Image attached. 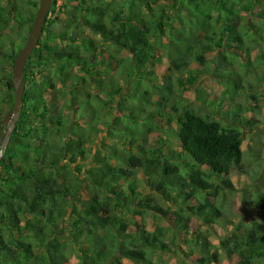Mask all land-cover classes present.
<instances>
[{
  "label": "trees",
  "instance_id": "trees-1",
  "mask_svg": "<svg viewBox=\"0 0 264 264\" xmlns=\"http://www.w3.org/2000/svg\"><path fill=\"white\" fill-rule=\"evenodd\" d=\"M40 1L0 0V26L21 28L19 41L0 33V118L14 107L12 70L27 43ZM139 1L149 10L148 18L140 9L135 11L132 3L128 12H122L124 4L117 0L96 4L79 0L61 31L52 29L59 0L53 1L41 39L26 64L21 117L0 160V264H67L66 246L56 242V225L66 223L67 237L81 254L78 264H122L121 259L112 260L118 254L132 264H169L153 259L173 249L164 226L158 225L153 232L146 228L148 215L169 218L179 234L190 238L185 239L190 254L200 256L195 264H219L224 259L232 264H264V217L239 226L236 233L214 244V225L223 213L209 198L224 187L235 190L232 175L244 173L241 126L260 123L248 115L261 110L259 106L250 109L231 102L224 110L223 104L228 94L247 91L243 76L230 68L235 64L249 67L255 64L252 52L264 51L262 0H170V5L160 0ZM255 5L259 10L249 14ZM249 15L259 25L250 22ZM176 22L181 28H174ZM84 30L114 50H104L93 37L85 38ZM161 48L174 56L168 55L171 62L166 74L157 66L163 60ZM208 54L215 56L210 60ZM259 56L264 59V52ZM194 63L208 69L219 83L220 78L235 81L217 103L200 98L205 106L215 103L214 111L187 106L180 101L183 97L172 96L169 82L178 72H187L191 85L198 83L199 75L191 70ZM118 76L139 78L138 99L141 102V94L146 102L130 106L128 98L121 103L114 100L122 92L116 85ZM161 77L163 85L157 83ZM247 86L258 87L252 82ZM156 95L161 102L153 101ZM65 98L66 102L59 103ZM112 104L118 113L110 108ZM132 107L138 109L137 126L132 121L124 123L133 115ZM84 115L90 119L87 125L79 123ZM110 120L115 121V132L107 129ZM165 120L166 129L160 123ZM151 132L161 134L156 151L139 143H145ZM102 133L140 151L121 157L115 154V145L97 149L95 139ZM171 139L180 150L172 148ZM163 148L170 157L160 154ZM81 157L91 159L92 165L84 178L86 162L79 161ZM138 171L154 196L161 194L172 201V192L180 188L176 192L181 207L171 212L151 195L131 207V197L122 185L127 184L131 195L140 196ZM80 191L88 199L77 198ZM128 209L142 222L128 221ZM193 218L202 221L205 230L194 231Z\"/></svg>",
  "mask_w": 264,
  "mask_h": 264
},
{
  "label": "rangeland",
  "instance_id": "rangeland-1",
  "mask_svg": "<svg viewBox=\"0 0 264 264\" xmlns=\"http://www.w3.org/2000/svg\"><path fill=\"white\" fill-rule=\"evenodd\" d=\"M26 1V0H25ZM34 1H39V0H34ZM79 0H59L58 2V11L52 16L55 20V23L52 25L54 31H61L66 29V25L69 24L71 20V12L73 10V7L78 3ZM87 3H99L102 0H86ZM119 1L120 4H124V10L122 12H128L129 11V6L131 3L134 6L135 11L140 9L142 12L145 13V17H149V10H146L145 6L142 5V3L139 0H117ZM161 4L170 5V0H160L158 1ZM261 7L264 10V0L261 1ZM260 6V5H259ZM260 7V8H261ZM238 6H236V9ZM258 5L254 6L252 9L251 13H254L255 11H258ZM250 17V22L254 25H259L258 20L254 19V16L249 15ZM251 24V23H250ZM252 25V24H251ZM174 28L179 29L181 28L180 24L176 22L174 24ZM21 28L13 26L11 28H5L0 26V33H9L13 36L14 40L19 41L20 37L17 36V33L21 30ZM85 38L93 37L96 39L97 44L102 47L104 50L109 49V51L114 50V48L111 47H106L104 44V41L100 38L94 37L91 35V33L87 30H84L83 33ZM82 36V35H80ZM165 42L168 43L169 39L168 37H164ZM235 45V44H233ZM162 54H163V60L162 63L157 65L159 68V71L165 72L170 66V60L168 58V55L173 56L169 54V50L166 48H161ZM107 52V51H106ZM264 51L260 48H257L256 51L252 52L251 54V60L254 61L255 64L249 65V67H242L239 64H235L230 68V71L232 73L238 72L240 73L241 76H243V85L247 88V91L240 90L238 91L234 96L228 98H224V93H225V88H230L231 85L235 84V81L229 80L226 78H220V82L215 80L214 74L208 71V69L203 68L202 66L198 65L197 63H194L191 66V70H194L195 73H197L200 77L199 81L195 85H191V83L188 82L189 79V74L187 72H178L176 76H173L170 80V84H172V87L174 89L173 92V97H177V95H180L183 97L180 99L181 102L185 103L187 106H201L204 110L206 111H214L216 108L215 103L223 100L224 98L225 104L224 110H226L230 103H238L241 104L244 108L249 107L252 109V107H257L259 106L261 110H256V111H249L248 115L250 118H257L260 120V123L252 125V126H241L242 131H243V152H244V166H243V174H238L234 173L231 177L232 183L235 187V190L229 189L224 187L223 190L219 191V194L216 195L215 198L210 196V200L214 201L215 205H217L223 213V217H221L219 220H217V223L214 225V231L215 235L211 237V242L214 244L218 243V240L221 237L232 235L233 233H236L238 230L239 226H242L243 224L246 225L248 223H251L254 219L259 220L260 217H264V59L260 58L259 54L263 53ZM160 53V54H161ZM214 54H208L207 58L212 59L214 58ZM174 57V56H173ZM157 69V67H156ZM123 75V73H120L119 76ZM161 75V74H160ZM118 78L116 77L115 80H117L116 85H119L122 88V92L120 95H115L114 100H117V102L121 103V100L123 101L124 98H128V103L131 106V103H135L138 105H141V102L143 104L146 102L145 97H143L141 94L139 95L142 97L141 102H139L138 99V91L136 88V83L140 80L139 78L132 79L131 77L129 78ZM146 76L143 77V80L145 79ZM180 78L182 81V85H179L178 83L180 82ZM221 77V76H220ZM258 79V80H256ZM142 80V81H143ZM145 81V80H144ZM260 81V83H258ZM165 82V78H159L160 85H163L162 83ZM254 83L258 87L251 89L249 86H247L248 83ZM60 87V85H59ZM86 87V86H84ZM189 89L188 91L184 89ZM4 90V89H3ZM202 91V93L199 92ZM94 91V90H93ZM96 90L94 91V93ZM99 92V91H98ZM252 95H254V99L252 98ZM129 96V97H127ZM207 97L208 101H212L215 103L204 105L202 101L200 100L201 97ZM104 97V96H103ZM133 97V98H132ZM160 96L156 95L153 96V101L161 102V99L159 98ZM87 98V96L83 95V99ZM66 99L60 100L59 103H64L66 102ZM78 101V100H76ZM97 103V102H96ZM95 103V104H96ZM127 103V104H128ZM110 108L112 110L117 111L119 108L117 107L116 104L110 105ZM147 109L156 111L157 107L152 106L149 107L147 105ZM11 110L9 108L6 113ZM104 110H108V108L104 107ZM138 109L133 108L131 109V112L133 115L125 118L124 123L129 124V122L137 123L138 118L136 117L137 114L135 112ZM134 112V113H133ZM173 115H178L177 113H172ZM88 116V115H87ZM87 116H83L81 119H79V123L81 125H87L88 121L90 119H87ZM138 116V115H137ZM5 116L0 118V121L4 119ZM121 122H123L121 120ZM139 122H142V120L139 119ZM109 124L107 125V129L110 132H115L117 129L113 128V124L115 121L110 120L108 122ZM149 123L152 124L153 121L149 120ZM161 125L164 129H166L168 125V122L163 121L161 122ZM138 124V123H137ZM136 124V126H137ZM142 124V123H141ZM162 129V128H161ZM7 129L4 128L1 133L0 137V150L2 149V144H3V135H5ZM161 131V130H160ZM161 134L159 132H151L147 136V140L145 143H143L144 140L139 141L140 145H142L145 149H154L155 151L158 150V148L161 147V143H158V139ZM162 137H164L162 135ZM172 141V148L180 150L177 141L175 139H171ZM107 147L111 145H115L117 147V152L115 153L118 156L124 157L125 155H128V153H138L140 150L138 147H129L127 143L123 139H118L115 137L114 139H109L105 133L100 134L96 139H95V147L98 149L99 147ZM130 149V150H129ZM104 153V152H103ZM166 154L168 157L169 152L166 148L162 149V152H160L161 155ZM111 161L114 164H117V161L114 159V157L110 158ZM82 163L86 162L84 165V170L82 172V177H88L87 174V168L92 166L91 164V159L88 160H83L81 157L79 159ZM74 167V166H73ZM137 179H138V186L136 187V192L140 193V196H134L131 195L128 191V186L126 183L122 185L124 189L126 190V193H128L131 197V207L136 208V203H138L141 198L144 196H154L157 195L152 191L150 188L145 183V176L143 175V172L138 171L136 173ZM87 182H85L83 186V190ZM180 188H177L176 191H179ZM172 192V197L173 200L171 201L168 197L159 194L158 196H154L155 200L157 203H159L162 207L167 209L170 207V211H176L181 207V200L177 197L178 192ZM262 195V197L258 195ZM80 200H86L88 199V195L84 191H80L79 195H77ZM76 200V199H75ZM126 218L128 221L132 220H137L139 223H141V217L138 216H133L132 215V210L128 209L126 210ZM146 228L150 231L153 232L158 225H162L167 229L166 233V239L172 244V249L173 252H170L165 255L155 254L153 255V259L156 260L157 262H162V263H169V264H176L180 261H184L185 264H195V261L200 258L198 255H191L190 254V249L189 246L185 243V239L189 240L188 238H185L183 234H179L177 232L176 226L171 223L172 221L164 216H161V220L156 219L155 216H147L146 217ZM190 226L194 231L196 230H205V228L202 226V221L197 220L193 218L190 222ZM68 225L63 224V225H56V242L57 243H63L66 246V253L68 256V262L67 264H78L81 260V254L77 250L76 246L72 244V242L69 240L68 236ZM178 252V253H177ZM115 259H121L122 264H132V262L128 261L127 259L122 258L121 255L115 256L112 260L116 261ZM219 264H232L230 260L224 259L222 262Z\"/></svg>",
  "mask_w": 264,
  "mask_h": 264
},
{
  "label": "water",
  "instance_id": "water-1",
  "mask_svg": "<svg viewBox=\"0 0 264 264\" xmlns=\"http://www.w3.org/2000/svg\"><path fill=\"white\" fill-rule=\"evenodd\" d=\"M53 1L54 0L40 1L39 9L37 11L33 23V28L29 34L27 43L22 48V50L20 51V53L18 54L15 60L12 70L15 101H14V107L6 113L4 119L0 124V135L4 128L7 129L5 135H3L4 137H3L2 149L0 150V160L4 156L7 147L9 145L10 139L17 126V123L20 120L23 111L24 93L26 91V85L24 81V72H25L26 64L29 56L33 53L34 49L36 48L37 44L41 39L43 33V27L48 15L50 14Z\"/></svg>",
  "mask_w": 264,
  "mask_h": 264
}]
</instances>
